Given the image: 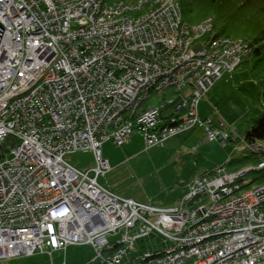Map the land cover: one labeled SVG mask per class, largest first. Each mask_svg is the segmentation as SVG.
Here are the masks:
<instances>
[{
    "label": "built area",
    "instance_id": "obj_1",
    "mask_svg": "<svg viewBox=\"0 0 264 264\" xmlns=\"http://www.w3.org/2000/svg\"><path fill=\"white\" fill-rule=\"evenodd\" d=\"M0 22V261L91 244L96 264H264V182L239 181L264 161L195 176L176 208L99 181L111 169L107 142L141 134L150 148L198 123L209 141H229L232 126L200 120L197 108L252 52L247 41L211 33V17L184 21L177 0H0ZM169 89L187 109L179 126L161 128L159 106L133 117ZM79 150L93 151L97 166L66 161ZM153 236L164 246L132 255Z\"/></svg>",
    "mask_w": 264,
    "mask_h": 264
},
{
    "label": "rangeland",
    "instance_id": "obj_2",
    "mask_svg": "<svg viewBox=\"0 0 264 264\" xmlns=\"http://www.w3.org/2000/svg\"><path fill=\"white\" fill-rule=\"evenodd\" d=\"M189 23V22H188ZM239 67L235 78L218 84L215 104L202 99L197 108L202 121L210 119L216 127L232 126V137H244L251 127V120L261 114L263 104L258 99L257 84L249 70ZM211 96V94H210ZM197 148V149H196ZM241 141H209L205 128L200 123L179 132L167 141L146 147L144 136L133 135L123 146L109 142L103 146L104 158L111 165L99 181L113 193L138 201L152 203L158 207L176 208L190 192L189 182L195 176L215 171L232 158L249 155ZM67 162L81 170H92L97 166L93 151L79 150L65 156ZM254 166L257 164L250 163ZM248 164V165H250ZM138 232H131L132 236ZM126 236L121 230L110 236L112 242H119ZM142 242L137 250L142 251ZM91 244H72L63 255L19 256L13 261L1 264H88L97 256ZM100 261V260H99Z\"/></svg>",
    "mask_w": 264,
    "mask_h": 264
},
{
    "label": "trees",
    "instance_id": "obj_3",
    "mask_svg": "<svg viewBox=\"0 0 264 264\" xmlns=\"http://www.w3.org/2000/svg\"><path fill=\"white\" fill-rule=\"evenodd\" d=\"M138 3L140 0H109ZM182 9L183 20L189 23H197L204 18L211 17L214 21L213 31L216 35H224L230 38L244 39L251 48V53L243 60L239 67L248 69L252 79L257 84L258 99L263 104L260 115L251 120V127L244 137L233 138V141H243L248 144L260 141L264 143V0H177ZM146 3L137 13H141L148 8ZM209 33L207 36H209ZM181 102L180 94L169 89L161 94H152L141 108L136 111L138 116L145 109L151 106L161 108L159 126L175 128L182 122V117L187 113V109L178 110L177 106ZM247 150V149H246ZM245 151V150H243ZM250 151V150H249ZM264 161V150L261 153L251 152L249 155H241L232 158L224 165L231 171H237L250 163L259 164ZM205 172L204 174L210 173ZM243 184V189H248L261 182H264V168L253 169L239 178ZM154 237V236H153ZM150 237V240H140L141 248L161 247L163 241L157 237ZM88 264H96L94 262Z\"/></svg>",
    "mask_w": 264,
    "mask_h": 264
},
{
    "label": "crops",
    "instance_id": "obj_4",
    "mask_svg": "<svg viewBox=\"0 0 264 264\" xmlns=\"http://www.w3.org/2000/svg\"><path fill=\"white\" fill-rule=\"evenodd\" d=\"M236 72V71H235ZM235 72H233V73H230V72H226V73H224L223 74V76L220 78V79H218L214 84H213V86L210 88V90H209V92H208V94H207V97H208V100H210V102H212V103H214L215 104V102H216V100H215V94L217 93L216 91H217V88H218V84H220L223 80H225V82H224V84H226V83H228V82H230L232 79H234L235 78ZM210 94H211V96H210ZM206 97V98H207ZM204 100V99H203ZM217 103V102H216ZM107 143H109V142H107ZM107 143H105V144H107ZM104 144V145H105ZM197 149V148H196ZM108 188V187H107ZM109 189V188H108ZM130 198V197H129ZM138 201V200H137ZM140 202H142V201H140ZM72 245V244H71ZM70 246V245H69ZM69 246H67V248L69 247ZM67 248L66 249H62V250H56V251H53L51 254H48V253H38L39 255H48V256H50L51 258H53L54 257V254L55 253H59V254H61V255H63V253L67 250ZM36 255V254H35ZM32 256H34V255H32ZM31 256V257H32ZM30 257V256H29ZM93 258H94V256H93ZM14 259H16V258H11V259H9V260H6V262L8 261V262H10V261H13ZM0 262H2V261H0ZM1 264V263H0ZM52 264H54L53 262H52Z\"/></svg>",
    "mask_w": 264,
    "mask_h": 264
},
{
    "label": "water",
    "instance_id": "obj_5",
    "mask_svg": "<svg viewBox=\"0 0 264 264\" xmlns=\"http://www.w3.org/2000/svg\"><path fill=\"white\" fill-rule=\"evenodd\" d=\"M4 26H3V24L0 22V40H1V38H2V35H3V32H4Z\"/></svg>",
    "mask_w": 264,
    "mask_h": 264
}]
</instances>
